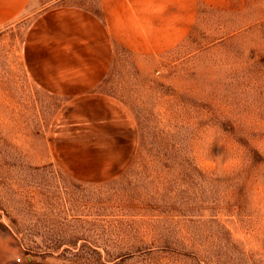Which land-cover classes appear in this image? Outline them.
<instances>
[{"label":"rangeland","instance_id":"rangeland-1","mask_svg":"<svg viewBox=\"0 0 264 264\" xmlns=\"http://www.w3.org/2000/svg\"><path fill=\"white\" fill-rule=\"evenodd\" d=\"M0 26V264H264V0L197 5L159 53L117 48L106 79L140 132L129 167L104 182L64 172L49 147L60 98L22 55L43 11Z\"/></svg>","mask_w":264,"mask_h":264},{"label":"crops","instance_id":"crops-1","mask_svg":"<svg viewBox=\"0 0 264 264\" xmlns=\"http://www.w3.org/2000/svg\"><path fill=\"white\" fill-rule=\"evenodd\" d=\"M31 1L0 0V26ZM254 1H72L35 17L23 38V63L38 87L62 101L48 137L59 167L78 181L104 182L122 174L138 152L137 120L106 88L118 47L159 53L186 35L197 5L232 10Z\"/></svg>","mask_w":264,"mask_h":264}]
</instances>
